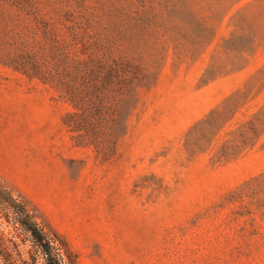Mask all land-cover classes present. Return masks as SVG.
Wrapping results in <instances>:
<instances>
[{
    "label": "rangeland",
    "instance_id": "374dc122",
    "mask_svg": "<svg viewBox=\"0 0 264 264\" xmlns=\"http://www.w3.org/2000/svg\"><path fill=\"white\" fill-rule=\"evenodd\" d=\"M0 183L79 264H264V0H0Z\"/></svg>",
    "mask_w": 264,
    "mask_h": 264
},
{
    "label": "trees",
    "instance_id": "16d2710c",
    "mask_svg": "<svg viewBox=\"0 0 264 264\" xmlns=\"http://www.w3.org/2000/svg\"><path fill=\"white\" fill-rule=\"evenodd\" d=\"M0 191L9 196L0 198V219L5 218L15 232L9 235L0 231V264H40L41 260L43 264H79L67 241L48 231L22 197L13 198L2 183ZM22 234L32 243L29 251L25 248L26 240H18Z\"/></svg>",
    "mask_w": 264,
    "mask_h": 264
}]
</instances>
